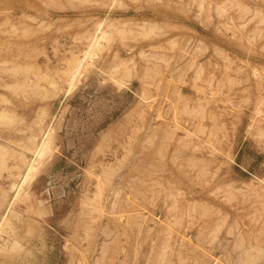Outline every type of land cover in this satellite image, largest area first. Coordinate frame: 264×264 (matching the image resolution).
Instances as JSON below:
<instances>
[{"label":"rangeland","instance_id":"1","mask_svg":"<svg viewBox=\"0 0 264 264\" xmlns=\"http://www.w3.org/2000/svg\"><path fill=\"white\" fill-rule=\"evenodd\" d=\"M0 264H264V0H0Z\"/></svg>","mask_w":264,"mask_h":264}]
</instances>
